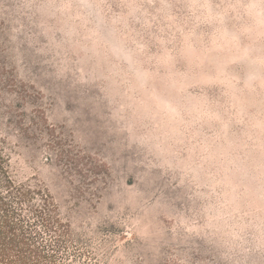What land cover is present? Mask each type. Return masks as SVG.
Listing matches in <instances>:
<instances>
[{"label":"rangeland","instance_id":"obj_1","mask_svg":"<svg viewBox=\"0 0 264 264\" xmlns=\"http://www.w3.org/2000/svg\"><path fill=\"white\" fill-rule=\"evenodd\" d=\"M46 2L0 0V63L29 95H2L10 114L0 110V148L17 182L55 199L65 264H82V254L88 264H264V103L249 96L237 118L225 88L207 84L189 91L220 120L133 121L132 100L112 96L98 75L77 68L59 25L39 10ZM235 2L208 0L214 8ZM108 3L121 11V0ZM234 17L225 26L239 32L244 21ZM212 30L201 25L190 43ZM152 31V54L184 48L181 33L169 43L170 34ZM230 71L243 77V65ZM23 111H37L54 137L30 125L26 141L11 124ZM130 124L137 136L156 138L153 151L159 145L170 167L159 166Z\"/></svg>","mask_w":264,"mask_h":264},{"label":"clouds","instance_id":"obj_2","mask_svg":"<svg viewBox=\"0 0 264 264\" xmlns=\"http://www.w3.org/2000/svg\"><path fill=\"white\" fill-rule=\"evenodd\" d=\"M119 7L121 11L115 13L108 0L59 4L47 0L39 10L59 25L62 44H68L78 57L77 68L98 75L112 96L133 101L129 105L133 121H218L220 114L189 91L207 84L225 88L226 103L237 118L243 115L249 96L264 103V0H236L215 8L208 0H121ZM230 13L244 21L239 32L225 26ZM190 25L185 34L184 28ZM201 25L213 30L190 43ZM153 29L170 34L169 43L181 33L184 48L178 55L168 51L162 56L152 54L150 41L158 39ZM146 35L149 41H145ZM237 64L243 65V77L230 71ZM128 131L155 156L160 167L172 165L159 145L153 151L150 141L154 136H137L133 124Z\"/></svg>","mask_w":264,"mask_h":264},{"label":"trees","instance_id":"obj_3","mask_svg":"<svg viewBox=\"0 0 264 264\" xmlns=\"http://www.w3.org/2000/svg\"><path fill=\"white\" fill-rule=\"evenodd\" d=\"M4 71L0 63V110L7 116L10 112L2 95L15 94L22 101L29 95L26 84H19L14 75L10 77ZM37 113L28 116L23 111L18 121H11L26 141L31 139L30 125L40 127L41 137H54L53 127L43 126L44 119ZM7 157L0 148V264H65L67 258L59 253L62 222L55 199L41 188L17 182L8 171ZM82 256V264H88L87 255Z\"/></svg>","mask_w":264,"mask_h":264}]
</instances>
